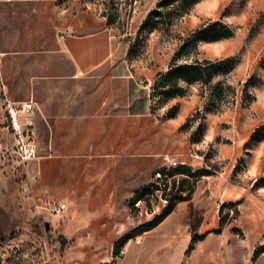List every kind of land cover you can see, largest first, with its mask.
Masks as SVG:
<instances>
[{
	"label": "rangeland",
	"instance_id": "obj_1",
	"mask_svg": "<svg viewBox=\"0 0 264 264\" xmlns=\"http://www.w3.org/2000/svg\"><path fill=\"white\" fill-rule=\"evenodd\" d=\"M159 1L0 0V115L5 99L41 109V159L26 172L0 155V264H264V0ZM104 28L112 57L75 77L60 35ZM224 58L208 80L154 88L173 63Z\"/></svg>",
	"mask_w": 264,
	"mask_h": 264
},
{
	"label": "trees",
	"instance_id": "obj_2",
	"mask_svg": "<svg viewBox=\"0 0 264 264\" xmlns=\"http://www.w3.org/2000/svg\"><path fill=\"white\" fill-rule=\"evenodd\" d=\"M196 1L197 0H160L158 4L159 6H163V5L166 6L173 2H178L181 5L188 7ZM203 31H206V29ZM224 31L226 32H224L223 34L212 33L211 36H203L202 31H196L192 33L191 36H189L186 39V42H184L180 46L178 52L173 57V60L180 57V55L185 51L187 44H189L190 46H193L199 40H204V39L214 40V39H218L223 36H228L230 34V31L228 29L224 28ZM228 66H229L228 58H224V59L217 60L214 62L207 61L204 63H198V62L189 63V64L188 63H181V64L173 63L172 66L160 76V78L155 80L154 88H160V89L164 88L165 89L166 87H169V86L170 87L175 86L178 80H184L187 82L199 81L202 79L208 80L213 74L222 72ZM255 133L259 134L260 136H264V124L257 127ZM160 171H164V170L161 168ZM167 174L168 175L187 174V175L193 176V173H190L189 169L184 166L175 167L167 171ZM146 190H147V186H144L143 188L137 190L135 193L134 199L138 200L141 197H143V195L146 193L145 192ZM187 193H189V190L187 191ZM187 199H188V194H185L184 196H178V197L171 196L167 198L166 204L162 207L161 211L155 216H153L150 220L139 225L138 226L139 230L144 231V230L152 229L157 224H159L165 218V216H167L172 211L176 202L184 201ZM128 238L129 236L125 235L119 238L115 242L113 246L115 254H117V252L124 245V243L126 242ZM192 242H193V239H191V243ZM189 247H191V244Z\"/></svg>",
	"mask_w": 264,
	"mask_h": 264
},
{
	"label": "built area",
	"instance_id": "obj_3",
	"mask_svg": "<svg viewBox=\"0 0 264 264\" xmlns=\"http://www.w3.org/2000/svg\"><path fill=\"white\" fill-rule=\"evenodd\" d=\"M38 110V104L32 98L5 99L1 103L0 127L9 139L6 145L0 148V155L11 158L18 166L24 167L26 172L27 162L40 158L35 123ZM176 165L174 160L165 163V167ZM64 208L65 205L61 204L57 211H63Z\"/></svg>",
	"mask_w": 264,
	"mask_h": 264
},
{
	"label": "crops",
	"instance_id": "obj_4",
	"mask_svg": "<svg viewBox=\"0 0 264 264\" xmlns=\"http://www.w3.org/2000/svg\"><path fill=\"white\" fill-rule=\"evenodd\" d=\"M59 42L61 53L73 69L75 77L86 76L108 62L114 49L111 32L106 28L85 33H62ZM35 123L38 127L37 116Z\"/></svg>",
	"mask_w": 264,
	"mask_h": 264
},
{
	"label": "water",
	"instance_id": "obj_5",
	"mask_svg": "<svg viewBox=\"0 0 264 264\" xmlns=\"http://www.w3.org/2000/svg\"><path fill=\"white\" fill-rule=\"evenodd\" d=\"M44 230H45L46 234H49V224H48V222H45Z\"/></svg>",
	"mask_w": 264,
	"mask_h": 264
}]
</instances>
